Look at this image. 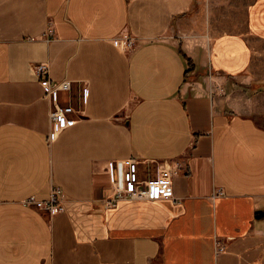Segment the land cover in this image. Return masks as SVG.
Here are the masks:
<instances>
[{
  "label": "crops",
  "instance_id": "obj_1",
  "mask_svg": "<svg viewBox=\"0 0 264 264\" xmlns=\"http://www.w3.org/2000/svg\"><path fill=\"white\" fill-rule=\"evenodd\" d=\"M263 84L264 0H0V264H264ZM129 160L172 195L107 205Z\"/></svg>",
  "mask_w": 264,
  "mask_h": 264
},
{
  "label": "built area",
  "instance_id": "obj_2",
  "mask_svg": "<svg viewBox=\"0 0 264 264\" xmlns=\"http://www.w3.org/2000/svg\"><path fill=\"white\" fill-rule=\"evenodd\" d=\"M137 43L129 35L125 34L119 40V46L123 50H130ZM47 66L43 63L37 65V72L43 74L40 78V83L44 88V95L50 101L49 117L51 124V137L57 135L65 128L74 125L77 120V110L73 103H65L61 100L62 94L69 91L71 81L51 80L46 76ZM161 165V163L159 164ZM162 166V165H161ZM110 173H115V162H108ZM179 171V167H170V164L157 169V175L152 179H141L139 177V166L136 160H129L120 171V178L113 184L114 195L108 200L109 206H114L115 203L122 198L132 199H151L156 197L171 196L172 183L171 176ZM29 205L36 207L39 210H45L49 214H57L63 209L60 198V188L53 186L48 199L38 200L31 196L25 200ZM218 251L223 247L218 245Z\"/></svg>",
  "mask_w": 264,
  "mask_h": 264
},
{
  "label": "rangeland",
  "instance_id": "obj_3",
  "mask_svg": "<svg viewBox=\"0 0 264 264\" xmlns=\"http://www.w3.org/2000/svg\"><path fill=\"white\" fill-rule=\"evenodd\" d=\"M136 45V44H135ZM134 45V46H135ZM41 64V63H40ZM66 93H68V91L67 92H65V94ZM63 102H65V103H72L69 99H67V98H65V99H61ZM148 179H150V178H148Z\"/></svg>",
  "mask_w": 264,
  "mask_h": 264
},
{
  "label": "bare ground",
  "instance_id": "obj_4",
  "mask_svg": "<svg viewBox=\"0 0 264 264\" xmlns=\"http://www.w3.org/2000/svg\"><path fill=\"white\" fill-rule=\"evenodd\" d=\"M130 37V36H129ZM130 38H132V37H130ZM135 42L137 41L136 39H134V38H132ZM138 162V161H137ZM136 199V198H135ZM109 200V199H108ZM108 200L106 201V203L108 202ZM120 200V199H119ZM107 205H108V203H107Z\"/></svg>",
  "mask_w": 264,
  "mask_h": 264
},
{
  "label": "trees",
  "instance_id": "obj_5",
  "mask_svg": "<svg viewBox=\"0 0 264 264\" xmlns=\"http://www.w3.org/2000/svg\"><path fill=\"white\" fill-rule=\"evenodd\" d=\"M262 86H264V84Z\"/></svg>",
  "mask_w": 264,
  "mask_h": 264
}]
</instances>
